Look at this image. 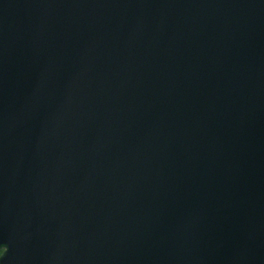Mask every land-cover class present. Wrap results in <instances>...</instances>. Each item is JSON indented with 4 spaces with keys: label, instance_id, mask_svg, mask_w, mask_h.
<instances>
[{
    "label": "water",
    "instance_id": "1",
    "mask_svg": "<svg viewBox=\"0 0 264 264\" xmlns=\"http://www.w3.org/2000/svg\"><path fill=\"white\" fill-rule=\"evenodd\" d=\"M0 264H264V0H0Z\"/></svg>",
    "mask_w": 264,
    "mask_h": 264
},
{
    "label": "snow or ice",
    "instance_id": "2",
    "mask_svg": "<svg viewBox=\"0 0 264 264\" xmlns=\"http://www.w3.org/2000/svg\"><path fill=\"white\" fill-rule=\"evenodd\" d=\"M5 255V253H0V256Z\"/></svg>",
    "mask_w": 264,
    "mask_h": 264
},
{
    "label": "flooded vegetation",
    "instance_id": "3",
    "mask_svg": "<svg viewBox=\"0 0 264 264\" xmlns=\"http://www.w3.org/2000/svg\"><path fill=\"white\" fill-rule=\"evenodd\" d=\"M0 253H2V251Z\"/></svg>",
    "mask_w": 264,
    "mask_h": 264
}]
</instances>
